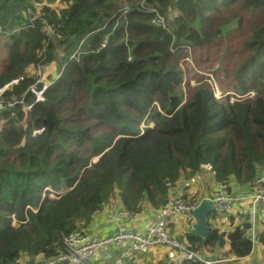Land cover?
<instances>
[{
    "label": "trees",
    "instance_id": "1",
    "mask_svg": "<svg viewBox=\"0 0 264 264\" xmlns=\"http://www.w3.org/2000/svg\"><path fill=\"white\" fill-rule=\"evenodd\" d=\"M119 1L0 0V98L24 101L0 113V264L55 258L64 237L89 228L112 200L160 209L170 189L190 192L203 173L212 191L251 188L264 173V0H128L126 16ZM47 25L60 37H48ZM38 65H55L57 80L37 84L29 71ZM209 75L230 94L217 99ZM150 109L154 127L142 133ZM63 186L71 190L50 199L46 189ZM212 191L183 197L199 204ZM217 216L209 213L206 238L188 229L180 240L248 257L251 226L221 231ZM257 242L264 248V225Z\"/></svg>",
    "mask_w": 264,
    "mask_h": 264
},
{
    "label": "built area",
    "instance_id": "2",
    "mask_svg": "<svg viewBox=\"0 0 264 264\" xmlns=\"http://www.w3.org/2000/svg\"><path fill=\"white\" fill-rule=\"evenodd\" d=\"M140 8L155 15L152 20L155 27L166 28L165 18L154 7H145L142 2ZM132 10L130 3L125 1L118 12L126 16ZM29 15H32L31 11ZM45 33L48 37H60L54 25H47ZM106 44L107 42L102 48H105ZM18 103L15 98L10 100L1 98L0 113L7 108L16 107ZM19 104H24V101L21 100ZM255 185V191L243 194L232 192V186L227 183L220 184L213 194L204 197L199 204L188 202L183 195H177L170 189L160 209L142 207L140 210L131 211L118 199L114 205L105 209L107 220L114 224L113 233L97 234L92 231V227L73 232L64 237L63 250L55 258L40 264H91L102 250L121 245H125V248L114 264H127V260L134 256L148 254L154 249V252H164L165 256L161 263L151 264H230L242 260L228 256L226 248L211 254L192 251L185 242L170 233L169 227L173 218L180 217L184 219L186 228L192 230L197 222L194 212L203 201H207L211 203L212 213L235 215L249 223L251 239L255 245L258 224L264 221V174L255 181ZM64 188L66 187L62 189ZM46 192L50 193V199H58L65 194L64 191L54 192L51 188H47ZM129 226H141L142 229H133Z\"/></svg>",
    "mask_w": 264,
    "mask_h": 264
},
{
    "label": "crops",
    "instance_id": "3",
    "mask_svg": "<svg viewBox=\"0 0 264 264\" xmlns=\"http://www.w3.org/2000/svg\"><path fill=\"white\" fill-rule=\"evenodd\" d=\"M207 173H203L201 176H197L194 178V181H191L189 184L193 183L190 188L188 193L194 194L197 193L199 190L200 192H210L212 191L215 186L214 185H205L202 186V180L206 178ZM200 186L202 189H200ZM233 191L234 193H245L249 194L254 190V185L251 188H240L236 184H232ZM208 190V191H207ZM204 193V195H205ZM207 194V193H206ZM106 209V208H105ZM156 216V213L153 214ZM239 222H243L242 220L238 219L235 215H223V216H217L216 219L212 220V223L215 227L219 228L221 231H228L232 229L233 227L231 226L232 224H237ZM179 225L177 226H171L169 227L170 233L174 235L176 238L181 239L188 233V229L186 228L185 225H183L182 221H178ZM92 227V231L105 235L108 233H113L114 231V224L107 220L106 213L104 212L103 214H99V216L95 217L93 223L90 225ZM232 227V228H231ZM129 228L133 229H142L141 226H129ZM261 229H263V225L261 224ZM125 248V245L121 246H114L110 249H104L100 252L99 256L94 260L96 261L97 264H114L116 262V259L120 256L121 252ZM228 251V246L226 247V250ZM148 254H144L141 256H145ZM165 253L164 252H154V255H151L150 260L147 261H140L139 258H132L131 262L129 264H151L153 262H158L161 263L162 259L164 258ZM244 260V259H243ZM248 262V260H245ZM242 264V263H241ZM244 264V263H243ZM254 264V263H252Z\"/></svg>",
    "mask_w": 264,
    "mask_h": 264
},
{
    "label": "rangeland",
    "instance_id": "4",
    "mask_svg": "<svg viewBox=\"0 0 264 264\" xmlns=\"http://www.w3.org/2000/svg\"><path fill=\"white\" fill-rule=\"evenodd\" d=\"M125 1H128V0H120L119 3L116 6V9L118 10L125 3ZM28 10H30V9H28ZM28 10H27V12H29ZM31 23H32V20H31ZM166 28H167V24H166ZM233 44H234V46H231V49H235L236 44L234 42H233ZM3 51H4V47L1 46V48H0V71L2 69L3 58L6 56ZM247 53H245L242 56L238 55L240 57V59L235 62L234 66H233L234 70L237 69L242 62H244L245 60L248 59V54ZM188 58H187V60L190 61V57H188ZM129 60H131V58H129ZM54 67H55V65H53L52 68H50V67L47 68V66L45 67L44 65H38L36 68H32L29 72H30V75L34 78V80H36L37 84H39L41 82H43V83L45 82L47 84L48 82H46V81H47L48 75L52 76V78L54 79L57 76V74L60 72V70L58 68H56L55 71H51V69L54 70L53 69ZM210 68H211L210 66H207L205 68H202V70H209ZM216 69H218V66H216L215 70ZM209 76L212 77V75H209ZM195 85H196V83L192 82V86L194 87ZM226 85H227V83H225V81H221V82L218 83L217 86H210L212 91H213V93H214V95H215V97L217 99H222V98L226 97L228 94H230V92H228V91H223V89L225 88ZM251 95H253V93H251ZM186 96H187V94L184 95V100H183L182 104H184L186 102V100H185ZM233 97H234L233 98L234 100L240 98L239 96L234 95V93H233ZM157 104L158 103H154V106H155L154 110L150 109V111L147 113L145 121L142 122L141 127H140V129L142 130V133H144L143 130H145L146 128H153L154 127L152 122L147 123V118L151 114L152 110H153V113L157 112V111L160 112V113H165L162 108L160 109L161 106L159 107ZM5 110H10V109L7 108ZM106 133H110V130L106 129ZM110 134H111V136L109 138H113V137L116 136V133H110ZM119 138H120V136H116L115 140L117 141V140H119ZM98 159L99 158L94 159V163L97 162ZM210 180L211 179H209L207 177V174H206V178L201 181L202 182V186L205 187V185H207V184L209 185L210 184ZM200 189H202L201 186H200ZM70 190L71 189L66 190V188H64L61 191H64V193H66V192H69ZM212 192H211V194L214 193V192L213 193ZM183 195L188 196L189 199L192 198V196H193V194H190L188 192H184ZM114 204H115V201L112 200L108 207H110V206H112ZM218 216H223V215H218ZM179 220H181L183 225H185L184 219L178 217V218H173L172 219L171 226L179 225V223H178ZM13 224H14V226H18V223L16 221ZM154 251H155V249L152 250L150 253H148V255H145V256L136 255L133 258H139L140 261H147L148 262L150 260L151 255H154ZM245 260H248V262H246ZM130 262H131V259L127 260V264H129ZM241 263L242 264L243 263L244 264H252V263H254V264H264V248L259 246V245H257L254 256H252L251 258H248V259H244V260L242 259V260H239V261H234L231 264H241ZM91 264H97V263H96V261H92Z\"/></svg>",
    "mask_w": 264,
    "mask_h": 264
},
{
    "label": "water",
    "instance_id": "5",
    "mask_svg": "<svg viewBox=\"0 0 264 264\" xmlns=\"http://www.w3.org/2000/svg\"><path fill=\"white\" fill-rule=\"evenodd\" d=\"M211 212V203L203 201L198 209L194 212L196 225L192 231H195L200 237L206 238L208 234V215Z\"/></svg>",
    "mask_w": 264,
    "mask_h": 264
},
{
    "label": "clouds",
    "instance_id": "6",
    "mask_svg": "<svg viewBox=\"0 0 264 264\" xmlns=\"http://www.w3.org/2000/svg\"><path fill=\"white\" fill-rule=\"evenodd\" d=\"M130 61H131V60H130ZM57 78H58V77H56L54 81H56ZM54 81H53V82H54ZM53 82L51 83V85L53 84ZM208 82H209L212 86H217V85H218L217 82L214 80V78H212L211 76H210V79L208 80ZM231 101L233 102L234 99H231ZM262 175H263V174H262ZM253 185H254V187H255V183H254ZM231 186H232V184H231ZM63 187H66V186H63ZM63 187H62V188H63ZM66 188L69 189L68 187H66ZM61 190H62V189H61ZM61 190H60V191H61ZM60 191H59V192H60ZM232 191H233V187H232ZM253 191H254V190H253ZM253 191H252V192H253ZM54 192H55V191H54ZM252 192H251V193H252ZM66 193H67V192H66ZM66 193H65V194H66ZM174 193L177 194L176 190H174ZM65 194H64V195H65ZM243 194H245V193H243ZM249 194H250V193H249ZM64 195H63V196H64ZM211 212H212V211H211ZM215 215H216V214H215ZM241 220H242V219H241ZM242 221H243V220H242ZM244 221H245V220H244ZM245 222H246V221H245ZM196 223H197V222H196ZM248 224H249V223H248ZM261 224L264 225V221H260L259 224H258V234H257V239H258V236L260 235V233H261V231H262V229H261ZM195 225H196V224H195ZM195 225H194V226H195ZM249 225H250V224H249ZM194 226H193V227H194ZM250 226H251V225H250ZM249 233H250V238H251V230L249 231ZM251 241H252V239H251ZM257 245L261 246V245L258 244V242L256 241L255 248H254L253 252H252L248 257L243 258V259H248V258H251L252 256H254Z\"/></svg>",
    "mask_w": 264,
    "mask_h": 264
}]
</instances>
